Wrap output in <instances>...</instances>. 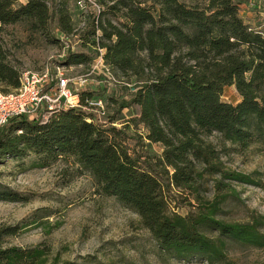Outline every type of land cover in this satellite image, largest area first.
Returning <instances> with one entry per match:
<instances>
[{
    "label": "trees",
    "instance_id": "1",
    "mask_svg": "<svg viewBox=\"0 0 264 264\" xmlns=\"http://www.w3.org/2000/svg\"><path fill=\"white\" fill-rule=\"evenodd\" d=\"M96 1L103 9L97 25L88 17L78 36L57 0H0V92L17 89L21 76L8 59L5 26L26 25L53 40L57 32L61 45L74 36L87 52L67 49L63 64L89 65L103 50L105 65L124 79L118 109L138 108L145 138L162 146L161 155L131 156L119 141L123 129L87 122L93 115L78 108L45 120H7L0 128V161L33 157L31 167L46 168L71 159L91 177L97 194L138 216L166 262L229 264L231 244L264 251V216L247 223L219 219L222 205L236 196L232 184L263 187L254 179L258 174L224 168L204 139L216 132L240 152L264 151V30L243 21L242 0ZM227 87L240 99L235 105L221 100ZM97 98L84 91L80 105ZM205 177L213 181L210 199L201 194ZM171 187L193 201L184 216L169 212ZM0 201L25 199L4 189ZM20 230L22 225L0 226V264H47L44 245L8 246Z\"/></svg>",
    "mask_w": 264,
    "mask_h": 264
},
{
    "label": "rangeland",
    "instance_id": "2",
    "mask_svg": "<svg viewBox=\"0 0 264 264\" xmlns=\"http://www.w3.org/2000/svg\"><path fill=\"white\" fill-rule=\"evenodd\" d=\"M25 2L18 0L19 4ZM57 2L72 30L82 36L80 27L85 18L78 12L75 0ZM239 14L252 28L264 30V0H242ZM2 36L8 59L19 72L39 71L51 65L62 67L65 76L74 79L90 71L92 63L82 66L63 64L66 45L73 48L72 52H87L74 36L68 38V44L61 45L60 41H55L60 37L57 32L53 40L41 31L21 24L5 26ZM111 77L93 75L89 78L84 91L96 93L105 109L99 115L90 110L88 113L94 114L95 123L105 128L112 125L123 129L125 134L119 135V141L131 156L141 160L159 157L162 146L146 140V130L138 123V108L118 109L124 79L113 71ZM221 100L235 105L240 99L234 87H227ZM204 139L212 145L224 168L244 174L256 173L254 179L263 186L232 184L236 196L229 197L222 205L219 219L247 223L252 216H264V151L255 147L240 152L216 132ZM33 162V157L0 161V190H10L25 199L24 202L0 201V226L22 225L15 237L8 238V246L28 249L44 245L50 250L47 264H52L54 258H58L57 264H205L202 261L166 262L159 258L154 242L140 226L138 216L114 198L97 194L91 177L80 171L71 159H62L46 168H33ZM202 188L204 197L214 196L211 178L205 177ZM171 190L169 212L184 216L190 209L188 204L193 201L184 192L173 187ZM227 256L229 264H264V251L255 248L231 244Z\"/></svg>",
    "mask_w": 264,
    "mask_h": 264
},
{
    "label": "built area",
    "instance_id": "3",
    "mask_svg": "<svg viewBox=\"0 0 264 264\" xmlns=\"http://www.w3.org/2000/svg\"><path fill=\"white\" fill-rule=\"evenodd\" d=\"M75 6L85 20L82 21L80 31L85 29L86 18L93 17L95 26L102 15V6L96 0H76ZM96 42L100 37L97 30ZM65 49L72 51L68 45ZM98 54L93 60L90 71L78 78L70 79L65 76L62 67L46 65L39 71L23 70L20 72L19 87L9 93H0V128L7 120L18 116L38 118L44 120L53 114L67 109L90 110L96 115L103 114V105L100 100H86V107L80 105V93L88 85L93 75L111 79V70L105 65L104 51L97 49ZM65 54H63L64 56ZM87 122H96L94 114Z\"/></svg>",
    "mask_w": 264,
    "mask_h": 264
}]
</instances>
